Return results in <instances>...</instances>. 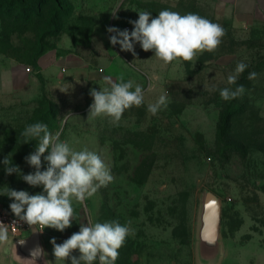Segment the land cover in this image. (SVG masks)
<instances>
[{"label":"rangeland","instance_id":"374dc122","mask_svg":"<svg viewBox=\"0 0 264 264\" xmlns=\"http://www.w3.org/2000/svg\"><path fill=\"white\" fill-rule=\"evenodd\" d=\"M141 10L152 13V18L162 10L196 13L220 24L226 34L214 52L198 53L193 61L165 64L138 42H133V55L110 43L107 28L131 32L134 26L129 21L138 20ZM0 18L5 23L0 51L31 72L29 62L40 48L49 52L56 48L59 56L78 54L95 74L87 81V94L108 86L105 76L113 82H120V77L132 80L144 90L142 105L125 110L118 125L105 116L88 119L93 98L80 111L66 114L56 108L45 118L51 133L59 131L60 140L76 151L97 153L114 177L82 204L73 200L71 227L63 232L45 228L53 264L71 260L55 261L51 239L63 243L89 218L131 222L134 234L118 250L115 264H203L199 229L207 191L221 202L218 264H264V24L238 27L213 0H0ZM240 62L248 67L229 85L227 77ZM253 71L257 77L249 80ZM240 85L246 89L241 97L221 98L220 90ZM165 93L167 107L153 116L148 106ZM49 109L43 104L23 120L22 129H13L20 121L0 130V191L9 210L13 200L6 195L7 188L43 193L42 186L22 179L35 172L25 157L39 141L24 143L21 133L28 124L43 123L42 114ZM230 109L234 113L226 125L222 119ZM6 157L20 173L5 172ZM41 160L43 171L47 162L43 156ZM72 255L78 258L80 253Z\"/></svg>","mask_w":264,"mask_h":264},{"label":"clouds","instance_id":"9594fccd","mask_svg":"<svg viewBox=\"0 0 264 264\" xmlns=\"http://www.w3.org/2000/svg\"><path fill=\"white\" fill-rule=\"evenodd\" d=\"M119 6L112 11L114 18ZM139 18L129 21L134 28L131 32L127 29L120 30L116 27H108L111 33L109 39L112 45H120L122 51L132 52L134 43L138 42L144 51H154L155 56L165 64L173 61H193L198 53L205 51L214 52L221 44L225 29L217 23H213L196 13L181 15L178 12L162 10L152 18V13L141 10ZM248 67L243 62L237 64L235 73L227 77L229 85L236 83L239 74ZM257 77L255 71L249 73L248 79ZM113 82L110 76H105L104 81L108 85L99 91L90 90L93 103L90 105L88 119L105 116L110 122L118 125L125 110L132 106L139 107L144 100L143 88L133 81ZM134 88V90H132ZM246 89L243 85L220 90L223 100L229 101L241 97ZM168 97L161 95L154 104L148 106V112L155 116L162 108L168 105ZM65 119L67 116L64 117ZM24 143L38 139L36 150L25 157V161L35 168L34 173L22 175V179L30 186H42L43 193L30 195L25 190L8 189L6 195L13 200L9 205L11 212L16 217L12 226L23 221L33 231L43 232L47 228H53L63 232L72 226L74 218L73 200L83 203L92 197L102 186H107L113 181L110 169L101 157L87 149L76 151L68 142L60 140V132L54 135L48 130L46 124L36 122L25 126L21 133ZM48 153L46 156L45 153ZM47 162L46 170L41 171L42 160ZM2 163L8 175L20 173L19 166L13 165L6 157ZM121 225L117 221L93 222L89 218L87 224H81L79 231L73 233L63 243L57 244L52 238L53 255L56 262L71 260V264H115L119 257V249L124 245L126 238L134 234L129 225ZM9 242L8 227L0 223V245ZM21 244L24 241H20ZM78 250L77 258L72 255ZM31 259H26L28 264H36L37 258L46 256L43 248L37 247L31 251ZM45 264H50L45 260Z\"/></svg>","mask_w":264,"mask_h":264},{"label":"crops","instance_id":"0c3cea01","mask_svg":"<svg viewBox=\"0 0 264 264\" xmlns=\"http://www.w3.org/2000/svg\"><path fill=\"white\" fill-rule=\"evenodd\" d=\"M213 1L238 27L264 24V0ZM38 64L39 72H28L27 66L0 52V130L14 126L22 116L28 117L25 114L33 110L34 104L44 94L59 100L64 111L72 104L92 99L90 93H86L87 81L94 80L96 76L93 72L89 73V67L78 54L59 56L56 51H51L44 54ZM37 74L45 80V93ZM33 228L18 238L9 234V242L0 245L2 264H28L26 259H31V251L37 247L43 248L46 256L37 258L36 264H45V260L53 264L44 231H33Z\"/></svg>","mask_w":264,"mask_h":264},{"label":"water","instance_id":"95a60500","mask_svg":"<svg viewBox=\"0 0 264 264\" xmlns=\"http://www.w3.org/2000/svg\"><path fill=\"white\" fill-rule=\"evenodd\" d=\"M212 212L214 213L212 214ZM220 222V199L214 193L207 191L202 199L199 229V258L203 264H218L221 260ZM210 227L214 235V239L211 241L207 238V235L211 231Z\"/></svg>","mask_w":264,"mask_h":264},{"label":"trees","instance_id":"16d2710c","mask_svg":"<svg viewBox=\"0 0 264 264\" xmlns=\"http://www.w3.org/2000/svg\"><path fill=\"white\" fill-rule=\"evenodd\" d=\"M44 4L43 3H41V4H34V6L35 7H41V6H43ZM32 14H33V12H32ZM4 28H5V23H4V21L0 18V38L2 37V35L4 34ZM53 50H56V48H53V49H50V51H53ZM49 52V48H47V49H45L44 47L43 48H40V50L38 51V52H36L35 53V55H34V58H33V60L31 61V62H29V64L33 67V70H34V72H39V64H38V61H39V59L44 55V54H46V53H48ZM0 52H2V51H0ZM2 53H4V52H2ZM68 53H71V52H67V54ZM4 54H6V53H4ZM7 55V54H6ZM8 57H10V56H8ZM10 58H12V57H10ZM13 59V58H12ZM15 59V58H14ZM17 62H19V60L17 59ZM19 63H22V62H19ZM22 64H24V63H22ZM28 68H30V67H28ZM37 77H38V79L40 80V82H41V84H42V89H43V91H44V93H45V80H44V78L40 75V74H37ZM59 99V98H58ZM64 99V98H63ZM64 101H66V100H64ZM43 104H48L49 105V111H45L46 113L45 114H42V119H43V123H45L46 121V119L45 118H47V117H50V116H53L54 115V113H55V109H56V111H58L59 113L60 112H65L66 114L67 113H71L72 111H80V110H82L83 108H86V107H84V105H86V103H79V104H72L71 106H70V108H68L67 110H63L61 107H60V102H59V100H57L55 97H49V96H47V95H45L44 94V96L36 103V104H34L35 106H34V108H33V110L32 111H29V112H27L25 115H27L28 117H26V116H22L21 118H19V120H17V123L16 124H18L20 121H21V124H20V126H18L17 125V127H14L13 129H17L18 127H20V129H22L23 127H24V124H23V120H29L32 116H34L37 112H39V109L43 106ZM234 113V110L233 109H230L227 113H226V115L223 117V119H222V122L224 123V124H229V117H231L232 116V114ZM55 132L56 131H54L52 134H55Z\"/></svg>","mask_w":264,"mask_h":264},{"label":"built area","instance_id":"2783aa9c","mask_svg":"<svg viewBox=\"0 0 264 264\" xmlns=\"http://www.w3.org/2000/svg\"><path fill=\"white\" fill-rule=\"evenodd\" d=\"M27 71L31 72V68H27ZM15 219L16 217L11 212V210H9L5 206L3 202L2 193L0 191V223H3L8 227L9 234L15 238H18L22 236L24 233L29 232L33 227H35V226L30 227L27 223L23 221H18L15 227H13L11 224H12V221Z\"/></svg>","mask_w":264,"mask_h":264},{"label":"bare ground","instance_id":"6f19581e","mask_svg":"<svg viewBox=\"0 0 264 264\" xmlns=\"http://www.w3.org/2000/svg\"><path fill=\"white\" fill-rule=\"evenodd\" d=\"M214 211V210H213ZM214 212H212V214H213ZM211 228V227H210ZM211 231H212V228H211ZM209 232V234L207 235V238H208V240H213L214 239V235H213V231L212 232Z\"/></svg>","mask_w":264,"mask_h":264}]
</instances>
